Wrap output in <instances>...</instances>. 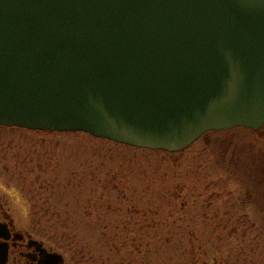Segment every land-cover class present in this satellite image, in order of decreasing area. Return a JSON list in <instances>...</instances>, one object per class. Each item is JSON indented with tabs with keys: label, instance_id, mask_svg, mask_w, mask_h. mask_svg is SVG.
<instances>
[{
	"label": "water",
	"instance_id": "95a60500",
	"mask_svg": "<svg viewBox=\"0 0 264 264\" xmlns=\"http://www.w3.org/2000/svg\"><path fill=\"white\" fill-rule=\"evenodd\" d=\"M0 124L179 151L264 126V0H0Z\"/></svg>",
	"mask_w": 264,
	"mask_h": 264
},
{
	"label": "rangeland",
	"instance_id": "374dc122",
	"mask_svg": "<svg viewBox=\"0 0 264 264\" xmlns=\"http://www.w3.org/2000/svg\"><path fill=\"white\" fill-rule=\"evenodd\" d=\"M0 196L69 264H264V127L167 151L0 125Z\"/></svg>",
	"mask_w": 264,
	"mask_h": 264
},
{
	"label": "flooded vegetation",
	"instance_id": "af4514ba",
	"mask_svg": "<svg viewBox=\"0 0 264 264\" xmlns=\"http://www.w3.org/2000/svg\"><path fill=\"white\" fill-rule=\"evenodd\" d=\"M0 264H69L64 255L35 232L20 226L0 196Z\"/></svg>",
	"mask_w": 264,
	"mask_h": 264
}]
</instances>
